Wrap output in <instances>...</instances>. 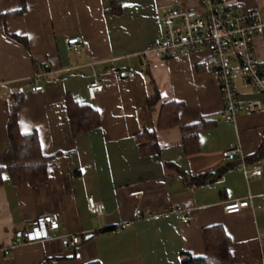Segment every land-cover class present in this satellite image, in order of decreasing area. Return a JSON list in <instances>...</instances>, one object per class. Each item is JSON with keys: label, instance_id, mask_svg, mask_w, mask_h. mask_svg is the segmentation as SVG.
<instances>
[{"label": "crops", "instance_id": "crops-1", "mask_svg": "<svg viewBox=\"0 0 264 264\" xmlns=\"http://www.w3.org/2000/svg\"><path fill=\"white\" fill-rule=\"evenodd\" d=\"M222 1L264 14V0ZM170 6L193 16L203 12L199 0H25L21 16L4 20L21 3L0 0V167L16 94L19 132L35 133L40 153L49 157L42 183L13 184L2 175L0 264H185L205 257L203 232L213 226L231 240L229 264H264V155L255 158L264 145V94L239 79V97L260 101L263 109L228 122L208 50L146 55L164 36L162 16ZM74 37L80 43L68 46ZM255 52L264 69V35L255 39ZM45 64L42 91L31 92L30 80ZM95 80L102 90L90 100L87 86ZM151 81L160 99L148 110ZM68 100L94 109L98 127L75 133ZM172 102L183 105L178 124L159 127L162 107ZM202 122L198 152L188 155L182 128ZM143 132L155 133L158 154L141 155ZM236 146L241 154L223 160L222 152ZM243 165L260 166L262 175L247 178L237 170ZM139 191L141 197L129 196ZM90 197L104 205L102 216L88 212ZM250 197L251 207L225 213L226 204ZM135 209L140 219L133 218ZM43 216H56L60 233L76 236L78 244L64 247L55 238L8 250L28 222Z\"/></svg>", "mask_w": 264, "mask_h": 264}, {"label": "built area", "instance_id": "built-area-1", "mask_svg": "<svg viewBox=\"0 0 264 264\" xmlns=\"http://www.w3.org/2000/svg\"><path fill=\"white\" fill-rule=\"evenodd\" d=\"M203 8L202 14L193 16L189 12L177 7H167L162 16L164 29L163 38L150 46L145 52L162 58L173 55H184L200 48L208 50L207 63L210 71L216 76L223 102V113L228 122H236L241 114H252L263 109L260 101L243 100L239 97L237 81L241 79L244 85L252 86L257 93L264 94V75L255 52V39L264 35V14L259 10H234L224 5L222 0H199ZM80 43L77 37L67 40V45L73 47ZM142 64L148 66L146 58ZM49 74V66L43 65L31 78V92L42 91L41 82ZM133 73H128L132 78ZM102 90L98 80L87 86V95L93 100ZM241 154L239 146L222 152V158L229 161ZM237 170L244 171L249 179L260 177L262 168L256 166L247 170L245 166ZM142 191L132 192L131 197H141ZM88 212L95 217L104 214V205L96 202L92 197L87 198ZM252 206V198L244 201H234L224 207L226 214H238ZM177 208V212H183ZM140 209L133 211V218L140 219ZM185 216L183 221H188ZM60 238L64 247H73L78 244L76 236L60 233V224L56 216L38 217L26 224L24 231L15 237L8 250L25 244L40 241H49ZM264 245V243H262Z\"/></svg>", "mask_w": 264, "mask_h": 264}, {"label": "trees", "instance_id": "trees-1", "mask_svg": "<svg viewBox=\"0 0 264 264\" xmlns=\"http://www.w3.org/2000/svg\"><path fill=\"white\" fill-rule=\"evenodd\" d=\"M21 9L15 13H9L2 18L9 19L21 16L25 11V0H19ZM117 12V11H116ZM261 73L264 75V69L261 67ZM153 95L150 96L147 102L146 109H152L160 99V93L154 81L150 82ZM22 99L19 94L12 96L9 103V118L6 127V134L9 142V147L3 156V166L0 167V186L2 185V175L6 172L13 184L28 183L35 185L42 183L47 179V162L49 157L42 156L37 142L35 133L22 135L19 132L17 124V112L21 106ZM183 105L180 103H169L162 107L160 125L162 124L169 128L176 126L179 122L178 115ZM67 112L72 122L75 133H86L98 127V117L94 109L89 106H80L74 102L67 101ZM203 123V122H202ZM196 124L189 127H183V146L188 155L198 152V130L204 126ZM140 153L141 155L158 154L159 146L156 142L155 133L143 132L139 135ZM150 142V143H149ZM264 155V145L260 147L255 155V158H260ZM222 171L215 174L218 177ZM208 177L198 179V184H203ZM194 181V180H192ZM204 240L206 245V255L201 258L185 259V264H229L232 259L231 255V240L221 226H213L205 228ZM86 264H100L92 261Z\"/></svg>", "mask_w": 264, "mask_h": 264}]
</instances>
